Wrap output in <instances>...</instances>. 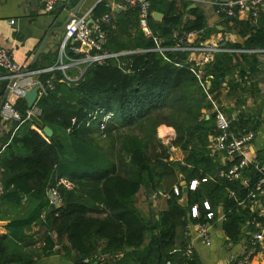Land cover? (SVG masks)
Returning a JSON list of instances; mask_svg holds the SVG:
<instances>
[{
  "label": "trees",
  "instance_id": "16d2710c",
  "mask_svg": "<svg viewBox=\"0 0 264 264\" xmlns=\"http://www.w3.org/2000/svg\"><path fill=\"white\" fill-rule=\"evenodd\" d=\"M188 7L185 5V9ZM151 11L164 14L161 22L151 17L149 25L164 39L165 47L174 45L175 31L198 32L203 37L210 34L205 16L196 9L191 10L196 20L185 24L176 4L168 0H151ZM110 12L109 2L102 1L93 10V17ZM228 21L241 28L244 42L231 47L241 52L217 54L205 67L204 78L211 82L212 95L224 83L230 85L228 78L237 71L242 82L254 71L262 74L257 52L249 51H264V21L255 27L238 19ZM115 22V28L104 27L107 40L103 51L142 53L84 65L77 82H67L61 72L40 77L46 82L55 76L53 89L36 105L44 127L53 131L51 138L26 120L25 99L15 104L25 122L19 127L14 125L0 150V219L10 214L7 232L0 235V264H34L35 256L50 255L57 245L75 264H85L88 259L87 264H110L99 261L102 255L98 256L97 240L106 243L103 255L130 254L136 264H199L194 254L191 258L184 256L189 244L185 237L187 220L193 206H198L202 223L206 222L205 201L215 215L221 208L225 214L222 229L233 244L249 241L257 231L256 224L261 223L247 202L264 172L254 166L245 169L244 175L250 180L248 188L219 177L220 173H228L235 161L223 165L210 149V137L219 131L215 118L203 115L204 109L213 108L191 71L188 54L167 53L166 60L152 52L155 44L139 29L136 10L117 13ZM67 52L80 58L69 48ZM236 88H230V94ZM100 111L114 116L105 137L98 127L103 115L87 126L89 115ZM73 118L77 120L75 125ZM162 125L176 132L172 146L188 153L183 163L170 161L169 148L157 139V128ZM133 126L140 128L139 135L122 132ZM245 126L248 122L244 120L232 123L236 130ZM256 159L264 166V151ZM181 176L187 183L200 181L197 190L188 193L187 207L173 192ZM61 177L71 180L76 189H60L62 205L50 206L46 191ZM142 189L168 196L167 208L158 214L155 229L154 217L145 218L136 206ZM19 208L22 211L14 214ZM35 225L43 229L38 239L43 244L41 251H29L37 244L30 242L33 237L28 233Z\"/></svg>",
  "mask_w": 264,
  "mask_h": 264
},
{
  "label": "crops",
  "instance_id": "0c3cea01",
  "mask_svg": "<svg viewBox=\"0 0 264 264\" xmlns=\"http://www.w3.org/2000/svg\"><path fill=\"white\" fill-rule=\"evenodd\" d=\"M102 1L109 2L111 11H114L115 15L123 11L120 9L123 0H72L68 6H59L50 14H47L44 11V0H0V48L10 50L14 61L20 66L29 67L30 70L51 68L57 62L59 47L66 32V27L64 30L60 29L66 25L71 13L74 12L75 8L81 2L82 6L77 15L90 11L93 13V10ZM168 1L175 3L179 11L183 14L182 19L184 24L196 20V17L191 13V10L196 9L205 16L206 25L210 34L207 37H203L201 33L194 32L197 35L195 40L198 43L220 44L225 52L228 53H236L240 51L231 47L234 44H242L244 42V39L240 35L241 28L234 25L233 22L217 16L212 4L213 0ZM187 4L189 7L185 9V5ZM154 13L155 12H153V14ZM163 18L164 14H162V18L158 20V22H161ZM236 19L244 23H249L252 27H255L261 21H264V14H262L256 24L250 22L249 15L245 12H242ZM12 21L14 24L11 23ZM175 32L182 33L181 31ZM72 46L73 44L70 43L69 51ZM41 48H43V52L38 60L34 62L35 56ZM257 54L259 61L262 62L260 66L262 74L254 71L246 82H242L237 71L228 78L230 85L224 83L220 88L215 89L213 92V97L220 109L226 113L230 119L236 120V118H238V120L248 122V126L245 127L252 130L255 134L254 141L250 146V155L256 161L257 154L264 151V51L261 53L257 52ZM188 58L189 54L187 56V59ZM191 58L193 61H199L201 56L199 54H191ZM84 68L85 67L83 66H79L77 68H71L68 71V77L71 82H77L80 79L81 73L85 70ZM7 77V72L0 68V108L7 91V86L9 85ZM34 79L37 80L39 77H34ZM235 86H237V88L234 93L230 94V88L232 89ZM213 113V109L203 110V115L206 119L214 118L212 117ZM13 127V124H4L0 120V150L4 149L6 139L13 131ZM164 134H166V136H164ZM175 138L176 132L173 128L165 125L158 127L157 139L160 143L169 148L170 161L183 163L187 158L188 153H185L180 148L172 146ZM218 156L220 157L221 154L219 153ZM220 162L223 165H226L228 161L220 160ZM2 172L3 170L0 168V194L3 192ZM154 194L156 193L142 189L137 195L136 206L145 218H152L153 215L158 216L160 212L167 208L168 196L164 194L163 196H156L153 198ZM149 205L151 206L149 211L150 216H146V210L149 208ZM152 208L155 209L154 213L151 210ZM20 211H22L21 208H19L17 212H14V214H19ZM3 216L4 219H0V221L4 222L5 227H7L10 222V214H3ZM216 216L217 219L212 224L209 234L211 242L210 246L206 244V240L198 237L193 228L190 229L189 233L186 232L185 237L188 239V243L192 244L194 255L199 264L236 263L233 262V260L239 258L244 253L247 240L244 239L238 244L230 242L222 229L225 214L221 208L218 209ZM5 227L2 234L7 232ZM28 233L33 237L30 242H37L35 247L29 249V251L34 249L41 251L43 244L38 239L42 236L43 229L40 226L35 225ZM52 238L56 240V235H52ZM149 242L150 236H148L146 240L147 244ZM96 245L99 252H101L100 255H102L99 260L101 263L136 264V259L130 254L125 255L124 253L113 256L103 255V251L106 247L105 241L97 240ZM99 252L98 256H100ZM34 259V264H75L72 258H68V256L64 254L62 246L59 245L55 247L52 254L44 255L40 258L35 256ZM88 261L89 259L85 260L84 263L87 264ZM251 264H264V257L260 255L256 256Z\"/></svg>",
  "mask_w": 264,
  "mask_h": 264
},
{
  "label": "built area",
  "instance_id": "2783aa9c",
  "mask_svg": "<svg viewBox=\"0 0 264 264\" xmlns=\"http://www.w3.org/2000/svg\"><path fill=\"white\" fill-rule=\"evenodd\" d=\"M72 0H44V11L47 14L53 13L59 6H68ZM213 6L215 13L222 19L231 20L236 19L242 12L249 15L250 22L256 24L264 14V0H213ZM120 9L123 11L136 10L139 18V29L148 39H152L155 48L152 52H158L167 60V53L182 52L189 54L187 62L192 65L191 71L198 79L200 87L205 92L208 101L212 104L213 112L217 111L218 114L215 117L218 134L211 137L210 149L216 151V154H221L224 157V161H235V164L228 170V173H220L219 177H227L229 180L240 182L242 186L248 188L250 180L244 175V170L251 166H254L257 170L264 172V166L261 167L250 155V146L254 141L255 134L252 130L246 127H242L238 130L232 128V123L236 120L230 119L226 113H224L212 94H210V81L204 78V69L207 65L213 63L217 54L225 52L220 44H204L198 43L195 40L197 35L194 32H174L173 40L174 45L170 47L163 46L164 39L154 34L150 28L149 22L153 13L151 11V0H123L120 5ZM116 15L114 11L103 15L101 18H94L93 13L87 12L80 15H74L66 25V32L64 38L59 47V54L56 64L48 69L43 70H30L26 66H20L13 59L12 53L8 49L0 48V68L5 70L8 74L7 80L9 85L8 97L4 105L0 108V120L4 124H13L21 126L25 120L21 113L16 109V102L19 99H24V94L27 91L39 86V99L46 95L54 87L55 76H51L49 80L43 82L40 77L44 74H54L55 72H61L67 82H71L68 77V71L71 68H77L79 66L90 65L93 63L104 64L109 60H117L123 56L134 55L142 53V51H128L121 53H109L103 51V46L107 40V34L104 30L105 26H111L115 28ZM14 24V22H11ZM72 43L71 53L80 56L79 59H75L69 55L67 48ZM84 47L87 50H84ZM241 52V51H239ZM250 53L263 51H249ZM191 54H199L201 59L199 61H193ZM122 67L123 64L119 63ZM83 72L81 73V76ZM80 76V77H81ZM39 77V79H34ZM15 81L12 85L11 82ZM47 89L49 91H47ZM35 114L39 116L40 110L35 106L32 110L27 111L26 120H29V116ZM103 115V119L99 122V131L103 137L106 136L107 125L112 121V113H104L103 111L96 112L89 115V126L96 118ZM76 118L72 119V124L75 125ZM200 185L199 180H193L187 184L189 192H195ZM60 189L67 191H73L76 189V185L68 178L61 177L55 181L53 186H50L46 191V196L50 206L61 205L62 198L60 195ZM173 192L176 196H183L182 187L175 186ZM1 195V194H0ZM162 192L158 193V196H163ZM230 197H234V193L230 192ZM181 200V199H180ZM244 206V203H241ZM247 207L249 210L256 214L261 223L256 224L257 231L250 235V240L246 241L244 253L233 262L237 264H251L253 259L260 255L264 257V176L259 179L254 188L248 195ZM204 208L207 212L205 221L199 222L201 219V213L198 206H193L188 216V223L186 226V232H190L193 228L196 231L198 237L206 240L208 246L211 245L209 234L212 228V224L216 221L217 216L213 213L209 202H204ZM246 206V205H245ZM249 223H247V226ZM194 254L193 246L188 244L184 256L191 258ZM170 264V263H168Z\"/></svg>",
  "mask_w": 264,
  "mask_h": 264
},
{
  "label": "water",
  "instance_id": "95a60500",
  "mask_svg": "<svg viewBox=\"0 0 264 264\" xmlns=\"http://www.w3.org/2000/svg\"><path fill=\"white\" fill-rule=\"evenodd\" d=\"M81 6H82V2H81V3L75 8L74 12L71 13V16H69L66 25L68 24L69 20L71 19V17H72L73 15H77V14H78V11L80 10ZM153 18H154L155 20L158 21V20H160V19L162 18V14L155 12V13L153 14ZM66 25H64V27H63L62 29H60V30H64L65 27H66ZM44 44H45V43H44ZM44 44H43V46H44ZM84 50H87V48L84 47ZM42 52H43V48H41V49L37 52V54H36V56H35V59H34V62H36V61L38 60V58H39V56L41 55ZM30 67H31V66H30ZM27 68L29 69V67H27ZM263 69H264V67H263ZM14 82H15V81L13 80V81L11 82L10 85H12ZM39 91H40V87L37 86V87L33 88L32 90L27 91V92L24 94V99H25L26 102H27V106H28V109H29V110H32V109L37 105V102L39 101ZM47 91H49V90L47 89ZM8 93H9V89H7V91H6V94H5L4 100L2 101L1 107H2V106L4 105V103H5V101H6L7 97H8ZM217 114H218V112L215 111V112L212 114V117L215 118V117L217 116ZM207 118H209V117H207ZM29 120H30L31 122H33V123L35 124L36 127H38V128H42V129H43V133H44V135H45L46 137L51 138V137L53 136V131H52L49 127H44L43 122H42V120L39 118V116H37V115H35V114H31V115L29 116ZM214 154H216V151H214ZM219 158H220L221 161H224V158H223L222 155H221ZM180 179H181L180 186L182 187L183 196H182L181 200L179 201V203H180L183 207H187V206H188V193H189V189H188V186H187L188 183L184 180V177H183V176H181ZM57 207H60V205H57ZM154 211H155V209L152 208V212H153V213H154ZM153 217H154V219H153L152 229H155L159 217L156 216V215H153ZM4 227H5V223L0 221V234L3 233V231H4ZM100 254H101V252H99V255H100ZM94 264H98V262H95Z\"/></svg>",
  "mask_w": 264,
  "mask_h": 264
},
{
  "label": "rangeland",
  "instance_id": "374dc122",
  "mask_svg": "<svg viewBox=\"0 0 264 264\" xmlns=\"http://www.w3.org/2000/svg\"><path fill=\"white\" fill-rule=\"evenodd\" d=\"M84 67V66H83ZM85 69V68H84ZM227 115V114H226ZM228 116V115H227ZM229 117V116H228ZM113 118H114V116H113ZM112 121H113V119H112ZM166 126V125H165ZM168 127V126H167ZM158 129V128H157ZM124 134H126V135H139V132H140V128L138 127V126H133V127H130V128H125V129H123V131H122ZM157 134V133H156ZM164 136H166V134H164ZM159 193V192H158ZM158 193H156V194H154V196H153V198L154 197H156V196H158ZM153 201H155V200H153ZM149 208L146 210V216H150V205L148 206ZM152 210V209H151Z\"/></svg>",
  "mask_w": 264,
  "mask_h": 264
}]
</instances>
